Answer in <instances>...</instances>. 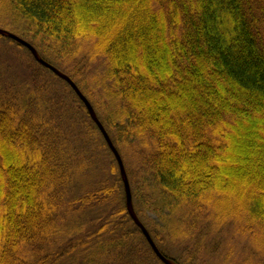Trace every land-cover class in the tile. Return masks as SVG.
Listing matches in <instances>:
<instances>
[{
    "label": "trees",
    "instance_id": "obj_1",
    "mask_svg": "<svg viewBox=\"0 0 264 264\" xmlns=\"http://www.w3.org/2000/svg\"><path fill=\"white\" fill-rule=\"evenodd\" d=\"M0 28L91 102L163 255L264 264V0H0ZM0 264H165L84 102L1 34Z\"/></svg>",
    "mask_w": 264,
    "mask_h": 264
},
{
    "label": "water",
    "instance_id": "obj_2",
    "mask_svg": "<svg viewBox=\"0 0 264 264\" xmlns=\"http://www.w3.org/2000/svg\"><path fill=\"white\" fill-rule=\"evenodd\" d=\"M0 34L3 36H7L9 38H12L14 40H16L17 42H19L20 44L24 45L27 49L30 50V52L32 53L33 57L44 67L50 69L53 73H55L56 75H58L59 77H61L62 79L66 80L72 87L73 89L76 91V93L78 94V96L80 97V99L84 102V104L86 105L92 119L96 122V124L98 125V127L102 130L105 138L107 139L108 143L110 144V146L112 147L119 163H120V169H121V174L123 177V181H124V185H125V190H126V194H127V209L129 214L131 215L132 219L134 220V222L141 228V230L143 231L144 235L146 236L148 242L150 243V245L152 246L154 252L156 253V255L160 258V260L165 263V264H177L174 261L168 259L165 255H163V253L159 250V248L157 247V245L155 244L154 240L152 239L150 233L148 232V230L146 229V227L142 224V222L139 220L138 216L135 213V210L133 208V198H132V191H131V187H130V183H129V179L127 176V172L124 166V163L122 161V158L118 152V150L115 148L109 134L107 133V131L105 130L103 124L101 123V121L99 120V118L97 117V114L94 110V107L92 106L91 102L88 100V98L82 93V91L79 89V87L77 86V84L66 74L62 73L59 69H57L54 65L50 64L49 62H47L46 60H44L40 55L39 52L37 51V49L28 41H26L25 39L13 34V33H8L7 31L3 30L0 28Z\"/></svg>",
    "mask_w": 264,
    "mask_h": 264
},
{
    "label": "rangeland",
    "instance_id": "obj_3",
    "mask_svg": "<svg viewBox=\"0 0 264 264\" xmlns=\"http://www.w3.org/2000/svg\"><path fill=\"white\" fill-rule=\"evenodd\" d=\"M151 216L154 217L155 219L157 218L156 215H154V214H151ZM175 255H176V254H175Z\"/></svg>",
    "mask_w": 264,
    "mask_h": 264
}]
</instances>
